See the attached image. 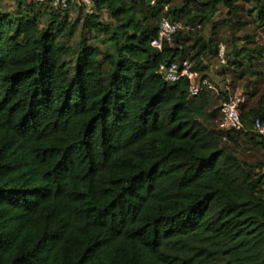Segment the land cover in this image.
<instances>
[{
  "label": "trees",
  "instance_id": "1",
  "mask_svg": "<svg viewBox=\"0 0 264 264\" xmlns=\"http://www.w3.org/2000/svg\"><path fill=\"white\" fill-rule=\"evenodd\" d=\"M5 1L29 14L16 18ZM240 1L264 30V0H95L91 14L80 9L72 69L76 48L59 41L66 25L73 36L72 9L0 0V264H264V156L244 162L234 137L264 125V89L242 112L244 130L210 128L196 102L211 91L191 98L160 67L189 60L202 72L213 41L189 47L181 32L162 52L151 45L163 17L196 9L189 24L201 28ZM36 5L52 13L43 28ZM86 32L109 46L89 45ZM257 46L226 57L229 69L264 59ZM245 136L264 152L263 134Z\"/></svg>",
  "mask_w": 264,
  "mask_h": 264
},
{
  "label": "rangeland",
  "instance_id": "2",
  "mask_svg": "<svg viewBox=\"0 0 264 264\" xmlns=\"http://www.w3.org/2000/svg\"><path fill=\"white\" fill-rule=\"evenodd\" d=\"M170 7H181L183 5V0H167ZM7 4V13L15 14L16 18L21 16H26L29 13L27 10L21 12V14L17 13L16 8L10 5L8 2L5 1ZM239 9L235 14H229L230 12L224 6H221L219 13L213 18V20L208 23L202 24V27L198 31V33H191L186 32L180 42L186 43L190 47L199 48L203 43L213 41V45L217 50L214 55H209V57H214V59H210V62L213 66L219 68L217 70L219 74L223 73L226 74L224 69L227 71L229 66H224L221 63L220 56H219V48L224 46L226 48V56L228 57H246V54L243 52L244 49L247 47L248 49H255L258 45L259 47H264V30L262 28H256L254 23L252 22L253 18L257 17V10L254 5L246 4L242 1L238 2ZM189 17H185L182 22L186 25L189 24V20L194 17L196 13V9L192 10ZM33 13L39 14L40 24L42 28L48 23H46L50 17L51 10L47 6L36 5L33 8ZM81 11L80 9L73 7L70 12V17L72 19V24L74 25V33L73 36L67 38L66 33L70 26L66 25L63 32L59 37V41L62 45L67 47L76 48L75 54H72V60L70 62L71 68H74V57H77L79 52V43L81 42L82 35L84 34L83 24L77 23ZM251 13V14H250ZM85 14V13H84ZM103 22L109 23L111 19L108 14L103 15ZM224 21H227V24H224ZM234 21H241L242 24L235 26ZM246 24V25H245ZM85 36L88 40L89 45H94L100 47L102 50H105L107 46H109V37L104 34H98L96 32H86ZM255 37L256 42L253 44H249L248 46L245 44L246 37ZM236 44V46H235ZM78 45V46H77ZM257 46V47H258ZM238 52L239 56H236ZM226 59V60H227ZM245 60L244 58L241 62ZM245 66L243 67H236V72H232L231 78H224L223 83L224 85H216L217 90L211 91L205 94L203 97L199 98L196 102L197 105H201L203 102H206V106L203 110V115L201 120L208 126V127H219L221 122V108L223 104L226 102L228 98L229 92L227 91V87L231 90H240L244 92L248 99L246 104L242 107V112H248L251 109L257 107L258 101L260 98L261 93L263 92L264 85L260 82L258 75L260 73H264V59H260L259 61L255 60L251 67H248V62L246 61ZM232 71V70H231ZM244 77H242V73ZM229 81V82H227ZM227 84V85H226ZM255 91H258L257 95H253ZM253 129V125L249 127L245 133H235L234 137L238 143V156L248 164H256L263 160L264 152L257 147H254L251 143V137H246L245 134L247 131H251ZM226 135V134H225ZM228 135V133H227ZM226 135V136H227Z\"/></svg>",
  "mask_w": 264,
  "mask_h": 264
},
{
  "label": "built area",
  "instance_id": "3",
  "mask_svg": "<svg viewBox=\"0 0 264 264\" xmlns=\"http://www.w3.org/2000/svg\"><path fill=\"white\" fill-rule=\"evenodd\" d=\"M156 1L152 4L154 5ZM50 5L56 11L66 12L73 7L83 8L86 14H91L95 7V0H50ZM169 7H165L167 12ZM199 26L186 25L181 21H173L170 17H163L159 27V35L151 45L155 50L162 52L166 44H172L174 38L179 33H194ZM219 58L224 66H228L226 60V48H219ZM160 74L163 79L170 84L187 81L189 83V95L191 98L199 97L204 91H215V85L207 78H203L200 71L196 70L194 64L189 60L174 62L171 64L164 63L160 67ZM228 98L221 108L220 129L225 131L240 132L244 130L245 124L242 119V107L247 102V95L236 89L228 88ZM253 130L264 135V125L257 120Z\"/></svg>",
  "mask_w": 264,
  "mask_h": 264
},
{
  "label": "crops",
  "instance_id": "4",
  "mask_svg": "<svg viewBox=\"0 0 264 264\" xmlns=\"http://www.w3.org/2000/svg\"><path fill=\"white\" fill-rule=\"evenodd\" d=\"M190 52H192V50ZM235 58L236 57H231V59H235ZM210 59H214V57H209L208 56L202 62V68H203V70H202V72L200 71L201 75L202 76H206L207 79H209L214 85L215 84L216 85H224L222 79H224V78H227V79L228 78H231V76H233L232 75V72H236V69L235 68L234 69L231 68L232 71L231 70L230 71L229 70L227 71V69H224L223 72H225L226 74L225 75L223 73L222 74L221 73L219 74V72L217 71V70H219L218 66L217 67L213 66L211 64V62H210ZM236 59H238V58H236ZM227 82H229V81H227ZM216 85H215V87H216ZM226 89L228 91V87ZM216 90H217V88H216Z\"/></svg>",
  "mask_w": 264,
  "mask_h": 264
}]
</instances>
